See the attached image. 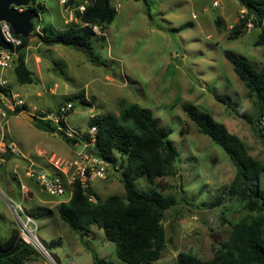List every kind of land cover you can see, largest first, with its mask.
<instances>
[{"label":"rangeland","instance_id":"obj_1","mask_svg":"<svg viewBox=\"0 0 264 264\" xmlns=\"http://www.w3.org/2000/svg\"><path fill=\"white\" fill-rule=\"evenodd\" d=\"M212 1L111 0L112 6L117 5L114 19L101 33L96 27L97 36L91 38L97 61L83 50L38 42L24 49L31 83H19L11 69L6 72L10 88L24 100L25 107L11 114L6 124L18 154L0 166V241L16 228L14 213L7 204L10 198L34 219L36 234L48 253L33 248L34 258L26 264H93L92 251L56 212L57 204L70 195L71 188L67 186L63 195H50L24 174L32 162L34 167L50 171H55L56 164L63 176L70 175L80 145L70 146L58 133L38 129L35 119L28 121L19 116L24 111L44 117L80 91L88 105L74 97L70 101L73 109L65 118L67 127L79 133L88 130L92 115H117L128 104H136L148 113L158 127L172 130L168 136L176 151L172 172L152 181L144 177L134 181L140 191L156 190L175 199L161 217L166 238L161 257L140 264H176V255L181 252L208 260L218 243L228 238L231 225L248 213L234 200L208 205L230 183L235 169L225 151L199 133L182 109L188 104L210 114L264 164V139L248 120L256 116L258 103L247 96L243 82L224 56L229 52L257 69L263 68L264 43L256 44L261 28L255 26L230 38L237 23V1L218 0V6H212ZM45 3L41 30L50 26L62 29L65 21L60 17L58 0ZM218 14L227 19L217 24L214 20ZM32 24L37 20L33 19ZM45 50L50 61L41 57ZM114 154V166L106 167L102 178L89 176L88 188L96 199L125 195L116 170L121 158ZM20 184L24 186L21 189ZM260 186L264 190V172L260 174ZM211 234L217 235V242L212 241ZM83 239L108 264H128L117 257L114 242L104 237L102 229L90 227Z\"/></svg>","mask_w":264,"mask_h":264},{"label":"trees","instance_id":"obj_2","mask_svg":"<svg viewBox=\"0 0 264 264\" xmlns=\"http://www.w3.org/2000/svg\"><path fill=\"white\" fill-rule=\"evenodd\" d=\"M236 1L246 8L248 15H252L251 10L258 12V19L253 17L255 26L261 28L256 44L264 43V26H261L264 0ZM32 10L35 13V9ZM115 12L111 0H93L82 14L76 11L80 22H69L59 30L50 26L44 27L41 33L34 31L37 40L33 42L21 37L22 45L12 69L16 80L19 83L32 82L24 60V48L31 43L73 47L89 54L92 61H97V56L91 50V38L97 36L92 27L96 26L102 31L114 19ZM243 24V19L235 23L229 37L235 38L236 34L242 32ZM98 37L102 39L103 36ZM224 56L243 82L247 96L258 103L256 116L248 120L256 134L264 139V126H259L264 116V67L257 69L253 63L229 52H225ZM82 92L73 98L79 97L83 104L88 105ZM73 98H65V101ZM182 109L199 133L207 135L225 151L235 169L230 183L208 205L212 207L225 200H234L248 213L231 225L228 238L218 243L210 259L202 260L190 253L181 252L176 255V264H264V190L260 186L264 164L254 159L243 141L210 114L199 112L188 104H183ZM19 111L17 108L16 113ZM42 117H34L38 129L58 133L70 146L80 141L79 138H67L62 132H57L51 120ZM91 126L96 127V140L89 152L108 161L110 166H114L116 160L114 153L119 154L121 163L116 170L125 195L110 194L103 200L96 199L89 188L82 187L75 180L69 198L56 206L58 217L92 251L93 264L108 262L98 257L83 239L92 226L102 229L104 237L114 242L116 255L121 261L128 264L152 263L161 257L165 247L162 214L174 205L175 199L156 190L140 191L135 188L134 181L139 177L152 181L172 172L176 157L175 148L168 138L172 130L158 127L156 121L136 104L126 105L117 115H92L88 120V127ZM82 137L89 139L88 135ZM35 253L32 247L21 240L17 228H11L6 238L0 241V264H26L34 258Z\"/></svg>","mask_w":264,"mask_h":264},{"label":"built area","instance_id":"obj_3","mask_svg":"<svg viewBox=\"0 0 264 264\" xmlns=\"http://www.w3.org/2000/svg\"><path fill=\"white\" fill-rule=\"evenodd\" d=\"M93 0H58L61 8L68 13L69 22H80V19L76 15V11L82 14L86 8L91 5ZM238 4V3H237ZM45 5V0H29L27 5H14L10 7L15 9L18 13L26 9H35L33 19L37 20V24H32V31L41 33L40 21L41 8ZM219 1L213 0L212 6H218ZM117 9V5L114 7ZM245 7L238 4L236 20H244L243 31L250 30L255 27L253 21V15H248ZM195 18V14L192 16ZM31 20V21H32ZM86 24V23H85ZM261 26H264V12L261 17ZM92 29L96 32V26ZM0 36L1 39L6 43L7 47L0 46V166L6 160L8 154H18V150L14 147L13 143L9 140L8 133L6 131V124L11 114L15 113L17 108L23 110L25 102L20 98L19 94L13 91L9 85V79L6 76L8 70H12L17 58L18 51L22 45L21 35L14 34L10 24L5 20H0ZM27 46L24 48L27 51ZM73 109V104L70 101H65L60 104L53 113H49L42 117L43 119H50L55 130L62 132L67 138H79L80 141L76 144L80 145L78 150L77 158L74 162V171L68 175L63 176L59 171L56 164L53 166L55 171L46 170L38 165L35 168L33 163H30L25 168V176L34 178L39 182L41 188L50 195H63L67 191V186L72 188V184L75 180H78L82 187L88 188L89 176L102 178L104 175L105 168L110 166L109 162L103 160L91 152L89 149L93 147L96 137V127H88L85 133H79L69 127L65 123V118L70 111ZM259 126H264V116L259 121ZM88 135L89 139H84L82 136ZM64 174V172H63ZM20 189L24 186L19 185ZM13 215L15 216L16 228L18 230L19 237L21 240L29 245L30 247L37 249L39 252L48 255L45 247L41 240L36 234L37 225L32 217L24 212L23 207L20 203L14 202L12 199L7 200ZM23 213V216L20 214Z\"/></svg>","mask_w":264,"mask_h":264},{"label":"water","instance_id":"obj_4","mask_svg":"<svg viewBox=\"0 0 264 264\" xmlns=\"http://www.w3.org/2000/svg\"><path fill=\"white\" fill-rule=\"evenodd\" d=\"M29 0H0V20L7 21L14 34H19L24 38H27L29 42L37 40L36 35H32V18L34 17V11L32 9H26L22 12H17L15 9L10 7L11 4L14 5H27ZM251 14L255 19H258V12L256 10H251ZM0 46L7 47L6 43L1 39L0 36ZM41 57L47 61L51 60L48 51H43ZM20 116L28 121H33L34 116L22 111ZM35 168H37L35 166ZM213 242H217V235H210Z\"/></svg>","mask_w":264,"mask_h":264},{"label":"crops","instance_id":"obj_5","mask_svg":"<svg viewBox=\"0 0 264 264\" xmlns=\"http://www.w3.org/2000/svg\"><path fill=\"white\" fill-rule=\"evenodd\" d=\"M44 8H47V5H46V3H45V5L43 6V9ZM60 17H62V20H64L65 21V23L67 24V22H68V20H69V15H68V13H66L63 9H62V15H60ZM227 19L225 16L223 17L221 14H218L217 15V18L214 20L216 23L217 22H219L221 19ZM222 21V20H221ZM65 23H63L62 25H61V27L63 28L66 24ZM44 28V27H43ZM98 28V27H97ZM98 30V29H97ZM97 32V31H96ZM99 33H101V30H100V32ZM98 33V34H99ZM97 34V33H96ZM51 46V45H50ZM28 47V46H27ZM25 60V59H24ZM26 63V62H25ZM17 93V92H16ZM32 115V114H31ZM19 116H20V114H19ZM9 155V154H8ZM12 156V155H11ZM11 156L10 157H6V160L8 161L10 158H11ZM26 163H28V160H27V162ZM32 163V162H31ZM46 170H48V169H46ZM70 196V195H69ZM69 196H66V198H65V200L64 201H66L68 198H69Z\"/></svg>","mask_w":264,"mask_h":264}]
</instances>
